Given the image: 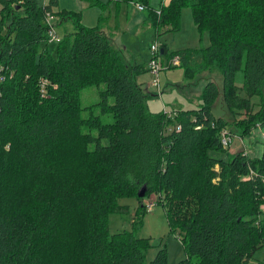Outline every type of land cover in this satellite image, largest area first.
Instances as JSON below:
<instances>
[{"label":"trees","instance_id":"1","mask_svg":"<svg viewBox=\"0 0 264 264\" xmlns=\"http://www.w3.org/2000/svg\"><path fill=\"white\" fill-rule=\"evenodd\" d=\"M115 1L143 5L157 36L177 30L189 6L209 45L160 47L151 57L166 53L167 64L179 55L188 78L218 64L232 107L249 105L236 97L240 74L246 91L261 93L264 0H160L159 10L150 0ZM58 2L0 0V264H147L146 239L112 232L105 218L119 197L143 186L147 197L161 195L171 228L180 230L187 255L177 264H264L254 256L264 247V147L256 157L227 152L225 119L213 110L217 83L205 82L190 109L152 112L137 79L151 57L126 61L104 19L86 26L81 10L60 9L74 30L55 54L41 48ZM199 51L203 62L192 64ZM90 85L99 100L87 106L81 96ZM64 141L73 154L55 149ZM148 264H169L166 248Z\"/></svg>","mask_w":264,"mask_h":264},{"label":"rangeland","instance_id":"2","mask_svg":"<svg viewBox=\"0 0 264 264\" xmlns=\"http://www.w3.org/2000/svg\"><path fill=\"white\" fill-rule=\"evenodd\" d=\"M45 1L37 0L41 6L44 5ZM95 1L96 3H91L90 0H59L58 5L54 6L53 18L50 20L57 35L64 38L65 34L74 30V21L59 14L60 9L67 8L81 10V20L86 26L98 25L104 19L103 29L105 28V33H108L113 45L123 49L125 60L128 62L146 63L147 59L153 55L150 49L151 44H155L159 48L166 47L167 53H171L188 48L201 49L202 46H207L210 43L208 33L203 32L201 34L198 31L189 6L181 9L180 26L177 30L164 29L160 36H157L151 23L146 21V10L139 9V4L136 2ZM150 4L155 10L161 8L160 0H150ZM108 26L111 29H108ZM57 44L56 41H46L42 42L40 46L41 48L47 46L48 50L55 54ZM202 56L200 51L194 54L191 57V63H202ZM166 57L167 54L165 53L158 58L159 61L164 62V66L159 72L160 90L152 85V87L148 86L147 81L153 76L150 72L142 70L138 74L137 79L141 83L142 89L150 93L146 100L148 108L152 112H160L165 109L173 112L177 106L190 109L192 105L200 103V93L205 82L214 80L220 87V93L215 100L213 110L216 115H222L225 119V128L230 137V145H224L228 150L227 152L234 153L243 149L248 156L260 155L264 147V84L260 94H254L251 90L246 91L242 86V75L240 74L237 79L236 97L240 101H248L249 105L244 108L237 105L232 107L223 101V72L218 64H213L200 71L193 78H188L184 66L166 67ZM82 91L83 105L90 106L92 103L98 102L99 92L95 86L90 85ZM92 109L99 110V106L95 105ZM73 147H76V143H73ZM55 149L60 155L67 154L68 156L69 153L73 154L72 150H75L65 141L57 143ZM140 190L139 188L133 194L136 195ZM123 193L125 192H118V195ZM112 195L113 190L110 193V200ZM135 195L119 197L121 206L110 211L109 218L105 217L110 230L112 232L132 230L145 238L144 259L147 264L162 247L166 248L169 264H177L186 257L187 252L181 240L180 230L172 229L169 224L164 206L160 203L161 195L152 194L149 197L144 195L142 203L145 204V212L138 215L137 211L139 213L141 203ZM151 203H155V209L148 213L146 209ZM254 256L264 259V247L259 249Z\"/></svg>","mask_w":264,"mask_h":264},{"label":"built area","instance_id":"3","mask_svg":"<svg viewBox=\"0 0 264 264\" xmlns=\"http://www.w3.org/2000/svg\"><path fill=\"white\" fill-rule=\"evenodd\" d=\"M139 6V9L143 10L144 9V6L143 5H138ZM53 18V16L51 14H48L47 17H46V21L48 23V36H49V41H56V42H60L61 40V36L57 35L56 31H55V28H54V25L51 23V19ZM160 50L159 46L155 45V44H151V51L153 54H156L158 51ZM181 63V60L179 58V55H175L173 58L170 59V61L165 64L166 67H169V66H175V65H179ZM149 72L151 73L152 78H151V84L157 88H159V83H160V80H159V72L161 70V68H163L164 66V63L159 61L158 58H154V57H151L149 59ZM228 132L225 130L223 133H222V143L227 146V145H230V137L228 136L227 134ZM155 209V203H151L150 206L147 207L146 211L148 213H151L153 212Z\"/></svg>","mask_w":264,"mask_h":264},{"label":"crops","instance_id":"4","mask_svg":"<svg viewBox=\"0 0 264 264\" xmlns=\"http://www.w3.org/2000/svg\"><path fill=\"white\" fill-rule=\"evenodd\" d=\"M164 2H166V1H168V0H163ZM110 27L108 26V29H109ZM105 29V28H104ZM111 29V28H110ZM115 43V42H114ZM116 44V43H115ZM147 62V61H146ZM138 63V62H137ZM147 72H149V70L147 71ZM151 82V77H150V79H149V81H147V83H148V86H151L152 84L150 83ZM153 86V85H152ZM151 86V87H152ZM155 87V86H154ZM193 106V105H192ZM177 108H183L182 106H177ZM165 110H167V109H165ZM167 111H170V110H167Z\"/></svg>","mask_w":264,"mask_h":264},{"label":"water","instance_id":"5","mask_svg":"<svg viewBox=\"0 0 264 264\" xmlns=\"http://www.w3.org/2000/svg\"><path fill=\"white\" fill-rule=\"evenodd\" d=\"M141 190L139 191L138 195L139 196H144L145 192H146V188L143 186L142 188H140Z\"/></svg>","mask_w":264,"mask_h":264}]
</instances>
